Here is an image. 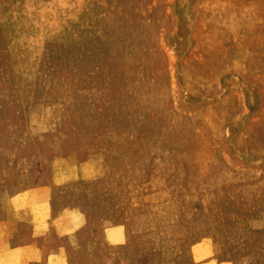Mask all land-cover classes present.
Here are the masks:
<instances>
[{
  "label": "rangeland",
  "instance_id": "374dc122",
  "mask_svg": "<svg viewBox=\"0 0 264 264\" xmlns=\"http://www.w3.org/2000/svg\"><path fill=\"white\" fill-rule=\"evenodd\" d=\"M0 129V264L26 208L101 264H264V0H0Z\"/></svg>",
  "mask_w": 264,
  "mask_h": 264
},
{
  "label": "crops",
  "instance_id": "0c3cea01",
  "mask_svg": "<svg viewBox=\"0 0 264 264\" xmlns=\"http://www.w3.org/2000/svg\"><path fill=\"white\" fill-rule=\"evenodd\" d=\"M55 212L56 211L54 210H52V212L49 211V217L46 220V222L38 221L35 218L36 216H34L33 213L27 208L20 209L19 211H16L15 213H13V215H11L10 217V219L12 218L10 221L11 222L10 229H12L13 232L11 233V237H10V240L8 241V248H7L9 258L13 259L15 257L17 258L19 257L22 262L21 264H31V263L40 264L41 259H42V262H44V263L41 262L42 264H67V263L68 264H96L95 261H98L101 264L100 258L96 259L92 257L90 254L89 248H87L86 246L87 244L85 243V240H86V235H87V231H86L87 229L84 224L86 223L84 214L80 211H75L74 213L76 214L75 218L66 220V221L65 220L61 221L60 219L63 217V216L60 217L61 212H58V214H56L57 212L56 213ZM15 226L17 227L16 230H14ZM19 226H22V227H19ZM15 233L16 234L18 233V234L16 235ZM75 237L77 238V240ZM104 238L105 240H107L105 235H104ZM56 249L58 250L56 251ZM40 251H41L40 253L41 255L39 254ZM43 251L44 253H42ZM48 252L50 253L48 254ZM46 260H47V263H46Z\"/></svg>",
  "mask_w": 264,
  "mask_h": 264
},
{
  "label": "bare ground",
  "instance_id": "6f19581e",
  "mask_svg": "<svg viewBox=\"0 0 264 264\" xmlns=\"http://www.w3.org/2000/svg\"><path fill=\"white\" fill-rule=\"evenodd\" d=\"M10 49H12V48H10ZM26 49H27V48H26ZM69 49H71V48H69ZM13 50H14V49H13ZM64 50H65V49H64ZM10 51H11V50H10ZM55 51H56V50H55ZM11 52H12V51H11ZM27 52H28V51H27ZM47 52H48V51H47ZM69 53H70V52H69ZM69 53H68V55H69ZM4 54H6V53H4ZM18 54H19V53H18ZM47 54H48V53H47ZM49 54H50V53H49ZM14 55H15V54L13 53V56H14ZM19 55H20V54H19ZM11 56H12V55H11ZM53 56H54V55H53ZM69 56H70V55H69ZM21 57H22V56H21ZM43 57H44V56H43ZM55 57H56V56H55ZM73 57H74V56H73ZM10 58H11V57H10ZM16 58H17V57H16ZM47 58H48V57H47ZM19 59H20V58H19ZM27 59H28V58H27ZM43 59H44V58H43ZM60 60H61V59H60ZM63 60H64V59H63ZM42 61H43V60H42ZM45 61H46V60H45ZM19 62H20V61H19ZM35 62H36V61H35ZM66 63H67V62H66ZM23 64H24V63H23ZM33 64H34V63H33ZM38 64H39V62H38ZM70 64H71V63H70ZM4 65H5V63H4ZM34 65H35V64H34ZM52 65H53V64H52ZM15 66H16V65H15ZM4 67H5V66H4ZM19 68H20V67H19ZM23 68H24V67H23ZM26 68H27V67H26ZM5 69H6V68H5ZM50 69H51V68H50ZM54 69H55V68H54ZM18 70H19V69H18ZM22 70H23V69H22ZM14 71H15V70H14ZM74 71H75V70H74ZM18 72H20V70H19ZM24 72H25V71H24ZM29 72H30V71H29ZM30 73H31V72H30ZM48 73H50V72H48ZM51 73H52V72H51ZM24 74H25V73H24ZM42 74H43V72H42ZM15 75H16V74H15ZM22 75H23V74H22ZM30 75H31V74H30ZM35 76H36V75H35ZM45 76H46V75H45ZM50 76H51V75H50ZM21 77H22V76H21ZM14 79H16V78H14ZM21 79H23V78H21ZM44 79H45V78H44ZM53 79H54V78H53ZM1 80H2V79H1ZM39 80H40V79H39ZM62 80H63V79H62ZM62 80H61V81H62ZM3 81H4V80H3ZM14 81H15V80H14ZM16 81H17V80H16ZM19 81H20V80H19ZM23 81H24V80H23ZM51 81H52V80H51ZM55 81H56V80H55ZM61 81H60V82H61ZM63 82H64V81H63ZM17 83H18V82H17ZM20 83H21V81H20ZM24 83H25V82H24ZM27 83H29V82H27ZM32 83H33V82H32ZM55 83H56V82H55ZM64 84H65V83H64ZM16 85H17V84H16ZM26 85H27V84H26ZM32 85L34 86V84H32ZM38 85H39V84H38ZM40 85H41V84H40ZM7 86H8V85H7ZM20 86H21V85H20ZM14 87H15V86H14ZM22 87H23V86H22ZM22 87H21V88H22ZM27 87H29V86H27ZM59 87H60V86H59ZM61 87H62V84H61ZM61 87H60V88H61ZM24 88H25V87H24ZM30 88H31V86H30ZM39 88H40V86H39ZM50 89H51V88H50ZM55 89H56V88H55ZM62 89H63V88H62ZM67 89H68V88H67ZM14 90H15V88H14ZM48 90H49V89H48ZM58 90H59V89H58ZM63 90H64V89H63ZM1 91H4V90H1ZM6 91H7V90H6ZM38 91H39V90H38ZM94 91H95V90H94ZM36 92H37V91H36ZM57 92H59V91H57ZM81 92H82V91H81ZM37 93H38V92H37ZM40 93H41V92H40ZM53 93H54V92H53ZM12 94H13V93H12ZM38 94H39V93H38ZM42 94H43V93H42ZM19 95H20V94H19ZM49 95H50V94H49ZM64 95H65V94H64ZM20 96H21V95H20ZM43 96H46V95H43ZM55 96H56V95H55ZM57 96H58V95H57ZM88 96H89V95H88ZM4 97H5V96H4ZM28 97H30V96H28ZM40 97H41V96H40ZM40 97H39V98H40ZM47 97H48V96H47ZM51 97H52V96H51ZM58 97H59V96H58ZM60 97H61V96H60ZM5 98H6V97H5ZM7 98H8V97H7ZM39 98H38V99H39ZM61 98H62V97H61ZM69 98H70V97H69ZM13 99H14V98H13ZM13 99H11V100H13ZM67 99H68V98H67ZM70 99H72V98H70ZM15 100H16V99H15ZM28 100H29V99H28ZM36 100H37V99H36ZM46 100H47V98H46ZM50 100H51V98H50ZM4 101H5V100H4ZM30 101H31V100H29V103H30ZM43 101H44V100H43ZM53 101H54V100H53ZM9 102H11V101H9ZM9 102H8V103H9ZM16 102H17V100H16ZM49 102H50V101H49ZM66 102H67V101H66ZM5 103H6V102H5ZM19 103H21V101H20ZM40 103H41V102H40ZM46 103H47V102H46ZM68 103H69V102H68ZM68 103H67V104H68ZM9 104H10V103H9ZM23 104H24V101H23ZM27 106H28V105H27ZM12 107H13V106H12ZM64 107H66V106H64ZM64 107H63V108H64ZM26 108H27V107H26ZM77 108H78V107H77ZM70 109H71V108H70ZM24 110H25V108H24ZM71 110H72V109H71ZM71 110H69V112H70ZM22 111H23V110H22ZM62 111H63V110H62ZM62 111H60V112H62ZM64 112H65V111H64ZM15 113H16V112H15ZM16 115H17V114H16ZM62 115H64V113H63ZM65 115H67V114H65ZM26 116H27V113H26ZM11 117H12V115H11ZM17 117H18V116H17ZM19 117H21V115H20ZM63 117H64V116H63ZM27 118H28V117H27ZM25 119H26V118H25ZM22 120H23V119H22ZM64 120H65V118H64ZM19 121H21V120H19ZM70 121H71V120H70ZM23 122H24V121H23ZM25 123H26V122H25ZM61 124H62V123H61ZM17 125H18V124H17ZM17 125H16V126H17ZM22 125H23V124H22ZM25 125H27V124H25ZM60 126H61V125H60ZM19 127H20V126H19ZM22 127H23V126H22ZM56 127H57V126H56ZM10 128H11V127H10ZM10 128H9V129H10ZM20 128H21V127H20ZM20 128H19V129H20ZM25 128H26V126H25ZM27 128H28V127H27ZM0 130H1V129H0ZM28 130H29V129H28ZM28 130H27V131H28ZM19 131H20V130H19ZM27 131H26V129H25V132H27ZM58 131H59V130H58ZM5 132H6V131H5ZM53 133H54V132H53ZM56 133H57V132H56ZM15 134H16V133H15ZM50 134H52V133H50ZM61 134H62V133H60V135H61ZM10 135H11V134H10ZM22 135H23V134H22ZM26 135H27V134H26ZM46 135H47V134H46ZM46 135H45V137H46ZM55 135H58V134H55ZM13 136L16 137L15 135H13ZM43 136H44V135H43ZM48 136H49V134H48ZM92 136H93V135H92ZM5 137H6V136H5ZM62 137H63V136H62ZM2 138H4V137H2ZM6 138H7V137H6ZM30 138H31V137H30ZM46 138H47V137H46ZM130 138H131V137H130ZM0 139H1V137H0ZM8 139H10V138H8ZM8 139H6V140H8ZM2 140H4V139H2ZM12 140H15V139H12ZM18 140H19V139H18ZM21 140H22V139H21ZM30 140H31V139H30ZM4 141H5V140H4ZM24 141H25V140H23V142H24ZM29 142H30V141H29ZM34 142H35V141H34ZM1 143H4V142L1 141ZM12 143H13V142H11V144H12ZM15 143H16V142H15ZM38 143H39V142H38ZM7 144H8V143H7ZM20 144H21V143H20ZM34 144H35V143H34ZM12 145H13V144H12ZM14 145H15V144H14ZM48 145H51V144H48ZM3 146H4V145H3ZM17 146L19 147V145H17ZM24 146H26V145H25V142H24ZM28 146H29V145H28ZM31 146H32V145H31ZM31 146H30V147H31ZM11 147H12V146H11ZM15 147H16V146H15ZM46 147H47V146H46ZM5 148H6V147H5ZM47 148H49V146H48ZM50 148H51V147H50ZM55 148H56V147H55ZM18 149H19V148H18ZM35 149H36V146H35ZM53 149H54V148H53ZM1 151L4 152L5 150H4V151L1 150ZM1 151H0V152H1ZM7 151H8V150H7ZM18 151H19V150H18ZM23 151H24V150L22 149V151L20 150L19 152L22 153ZM35 151H37V150H35ZM12 152H13V151H12ZM28 152H29V151H28ZM39 152H40V151H39ZM54 152H56V151H54ZM71 152H72V151H71ZM74 152H75V151H74ZM4 153H5V152H4ZM34 153H35V152H34ZM40 153H42V152H40ZM72 153H73V152H72ZM111 153H112V152H111ZM10 154H11V152H10ZM15 154L17 155V147H16V152H15ZM26 154H27V153H26ZM70 154H71V153H70ZM114 154H115V153H114ZM2 155H3V154H2ZM4 155H5V154H4ZM20 155H21V154H20ZM17 156H18V155H17ZM44 156H45V155H44ZM95 156H96V155H95ZM45 157H46V156H45ZM45 157H44V158H45ZM85 157H86V156H85ZM96 157H97V156H96ZM100 157H101V156H100ZM88 158H91V156H89ZM98 158H99V157H98ZM2 159H3V157H2ZM4 159H5V158H4ZM38 159H39V156H38ZM46 159H47V158H46ZM101 159H102V158H101ZM34 160H35V159H34ZM92 160H93V159H92ZM102 160H103V159H102ZM41 161H42V160H41ZM88 161H89V160H88ZM98 161H99V160H98ZM117 161H119V160H117ZM120 161H121V160H120ZM124 161H125V160H124ZM4 162H5V161H4ZM78 162H79V161H78ZM90 162H91V161H90ZM92 162H93V161H92ZM92 162H91V163H92ZM94 162H95V161H94ZM94 162H93V163H94ZM2 163H3V162H2ZM11 163H12V162H11ZM39 163H40V162H38L37 164H39ZM49 163H50V161H49ZM87 163H88V162H87ZM93 163H92V164H93ZM95 163H96V162H95ZM20 164H21V163H20ZM40 164H41V163H40ZM5 165H6V164H5ZM45 165H46V164H45ZM94 165H95V164H94ZM3 166H4V165H3ZM9 166H10V165H9ZM19 166H20V165H19ZM40 166H41V165H40ZM51 166H52V165H51ZM97 166H99V165H97ZM104 167H105V166H104ZM127 167H128V166H127ZM19 168H20V167H19ZM100 168H101V167H100ZM106 168H107V166H106ZM106 168H105V169H106ZM2 169H4V168H2ZM5 170H6V168H5ZM5 170H4V171H5ZM94 170H95V168H94ZM101 170L104 171V169H101ZM4 171H3V173H4ZM6 171H7V170H6ZM6 171H5V172H6ZM22 172H23V171H22ZM49 172H50V171H49ZM8 173H9V172H8ZM104 173H105V172H104ZM104 173H103V174H104ZM98 174H100V173H98ZM103 174H102V175H103ZM4 175H5V174H3V176H4ZM29 175H30V174H29ZM95 175H96V174H95ZM1 176H2V175H1ZM5 176H6V175H5ZM8 176H9V174H8ZM8 176H7V178H8ZM10 176H11V175H10ZM21 176H22V175H21ZM40 176H41V175H40ZM49 176H50V175H49ZM101 177H102V176H101ZM28 178H29V177H28ZM131 178H132V177H131ZM0 179H1V178H0ZM31 179H32V178H31ZM33 179H34V178H33ZM62 179H63V178H62ZM81 179H82V178H81ZM98 179H99V178H98ZM110 179H111V177H110ZM4 180H5V179H4ZM28 182H29V181H28ZM52 182H53V180H52ZM57 182H58V181H57ZM77 182H78V181H77ZM33 183H34V182H33ZM58 183H59V182H58ZM123 183H124V182H123ZM8 184H9V183H8ZM8 184L6 183V186H8ZM75 184H76V183H75ZM77 184H78V183H77ZM83 184H84V183H83ZM47 185H48V184H47ZM56 185H57V184H56ZM58 185H60V184H58ZM66 185H67V184H66ZM72 185H73V184H72ZM86 185H87V184H86ZM111 185H112V184H111ZM29 186H30V188H31V185H29ZM38 186H39V185H38ZM59 187H60V186H59ZM79 187H80V186H79ZM85 187H86V186H85ZM106 187H107V186H106ZM43 188H44V187H43ZM43 188H42V189H43ZM65 188H66V187H65ZM83 188H84V187H83ZM109 188H110V187H109ZM112 188H113V187H112ZM115 188H116V187H115ZM39 189H40V188H39ZM75 189H76V188H75ZM28 190L30 191L31 189H28ZM36 190H37V189H36ZM43 190H44V189H43ZM47 190H49V189H47ZM47 190L45 189V191H47ZM78 190H79V189H78ZM81 190H82V189H81ZM81 190H80V191H81ZM16 191H17V190H16ZM33 191H34V190H33ZM55 191H56V190H55ZM55 191H54V192H55ZM71 191H72V189H71ZM47 192H48V191H47ZM58 192H59V191H58ZM66 192H67V191H66ZM90 192H91V190H90ZM7 193H8V190H7ZM27 193H28V192H27ZM40 193H41V192H40ZM40 193H39V194H40ZM72 193H74V192H72ZM92 193H93V190H92ZM32 194L34 195V194H36V193H32ZM62 194H63V193H62ZM75 194H76V193H75ZM85 194H86V193H85ZM89 194H90V193H89ZM33 195H31V196H33ZM54 195H55V194H54ZM92 195H94V194H92ZM118 195H120V194H118ZM39 196H40V195H39ZM90 196H91V194H90ZM8 197H9V196H8ZM29 197H30V196H29ZM51 197H52V196H51ZM54 197H55V196H54ZM91 197H92V196H91ZM46 198H47V197H46ZM49 198H50V195H49ZM56 199H57V197H56ZM68 199H69V198H68ZM47 200H48V199H47ZM51 200H52V199H51ZM54 200H55V199H53V201H54ZM42 201H43V200H42ZM45 201H46V200H45ZM48 201H49V200H48ZM38 202H39V201H38ZM40 202H41V200H40ZM55 202H56V201H55ZM86 202H87V201H86ZM92 202H93V201H92ZM6 204H7V203H6ZM72 204H73V203H72ZM88 204H89V203H88ZM48 205H49V202H48ZM58 205H59V204H58ZM58 205H57V206H58ZM134 205H135V204H134ZM4 206H5V205H4ZM4 206H3V207H4ZM7 207H8V205H7ZM59 207H60V206H59ZM54 208H55V207H54ZM67 208H68V207H67ZM76 208H77V207H76ZM57 209H58V208H57ZM57 209H55V210L58 211ZM61 209H62V207H61ZM4 210H5V209H4ZM68 210H69V209H68ZM75 210H76V209H75ZM51 212H52V211H51ZM64 212H65V211H64ZM55 213H56V212H55ZM0 214H1V213H0ZM56 214H58V213H56ZM81 214H82V213H81ZM5 216H6V215H5ZM57 216H58V215H57ZM57 216H56V217H57ZM10 217H11V216H10ZM60 217H62V216H60ZM13 218H14V217H13ZM51 218H52V217H51ZM69 218H70V217H69ZM71 218H72V217H71ZM5 219H6V217H5ZM11 219H12V218H11ZM11 219H10V220H11ZM14 219H15V218H14ZM14 219H13V220H14ZM59 219H60V218H59ZM65 219H66V217H65ZM55 220H56V219H55ZM60 220H61V219H60ZM66 220H68V218H67ZM66 220H65V221H66ZM52 221H53V220H52ZM62 221H63V219H62ZM134 221H135V220H134ZM67 222H68V221H67ZM55 223H56V222H55ZM68 223H69V222H68ZM127 223H128V222H127ZM24 224H25V222H24ZM64 224H65V223H64ZM73 224H74V223H73ZM84 224H85V223H84ZM19 225H20V224H19ZM65 225H66V224H65ZM82 225H83V224H82ZM127 225H128V224H127ZM59 226H61V225H59ZM67 226H68V225H67ZM69 226H70V225H69ZM72 226H73V225H72ZM113 226H114V225H113ZM115 226H116V225H115ZM122 226H123V225H122ZM19 227H22V226H19ZM111 227H112V226H111ZM141 227H142V226H141ZM23 228H24V227H23ZM23 228H22V229H23ZM51 228H52V227H51ZM63 228H64V227H63ZM18 229H19V228H18ZM22 229H21V230H22ZM31 229H32V227H31ZM57 229H58V228H57ZM107 229H108V228H107ZM19 230H20V229H19ZM76 230H77V229H76ZM110 231H111V230H110ZM9 232H10V231H9ZM33 232H34V231H33ZM35 232H36V230H35ZM53 232H54V231H53ZM104 232H105V231H104ZM107 232H108V231H107ZM125 232H126V231H125ZM129 232H130V230H129ZM21 233H22V232H21ZM38 233H39V232H38ZM38 233H37V234H38ZM42 233H44V232H42ZM62 233H63V232H62ZM62 233H61V234H62ZM15 234H16V233H15ZM17 234H18V233H17ZM17 234H16V235H17ZM37 234H36V235H37ZM104 234H105V233H104ZM126 234H128V233H126ZM126 234H125V236H126ZM130 234H131V233H130ZM33 235H34V234H33ZM52 235H53V234H52ZM72 235H73V234H72ZM64 236H65V235H64ZM127 236H128V235H127ZM131 236H133V235L131 234ZM131 236H130V237H131ZM0 237H1V235H0ZM54 237H55V236H54ZM72 237H73V236H72ZM72 237H71V238H72ZM82 237H83V236H82ZM106 237H107V236H106ZM1 238H2V237H1ZM44 238H45V236H44ZM63 238H64V237H63ZM73 238H74V237H73ZM75 238H76V237H75ZM59 239H60V238H59ZM69 239H70V238H69ZM110 239H111V241H113V242H116V241H117L116 234H115L114 231H111V233H110ZM51 240H52V239H51ZM76 240H77V238H76ZM3 241H4V240H3ZM17 241H18V240H17ZM42 241H43V239H42ZM45 241H46V240H45ZM72 241H73V240H72ZM124 241H125V240H124ZM126 241H127V240H126ZM30 242H31V241H30ZM40 242H41V241H40ZM46 242H47V241H46ZM3 243H4V242H3ZM3 243H2V244H3ZM6 244H7V243H6ZM27 244H28V243H27ZM40 244H41V243H40ZM121 244H122V243H121ZM124 244H125V243H124ZM209 244H210V242H209ZM77 245H78V244H77ZM211 245H212V244H211ZM0 246H1V245H0ZM4 246H5V244H4ZM18 246H19V245H18ZM22 246H23V245H22ZM24 246H25V245H24ZM74 246H75V245H74ZM109 246H110V245H109ZM118 246H119V245H118ZM2 247H3V246H2ZM34 247H35V246H34ZM40 247H41V246H40ZM5 248H6V247H5ZM36 248H37V247H36ZM45 248H46V247H45ZM60 248H61V247H60ZM60 248H59V249H60ZM78 248H79V247H78ZM87 248H89V247H87ZM53 249H54V248H53ZM73 249H74V248H73ZM92 249H93V248H92ZM4 250H5V249H4ZM57 250H58V249H56V251H57ZM60 250H61V249H60ZM70 250H71V249H70ZM213 250H214V249H213ZM112 251H113V250H112ZM196 251H197V253L199 252L198 250H196ZM3 252H4V251H3ZM69 252H70V251H69ZM100 252H101V251H100ZM100 252H99V253H100ZM212 252H213V251H212ZM40 253H41V251L39 252V254H40ZM42 253H44V251H43ZM49 253H50V252H48V254H49ZM217 253H218V252H217ZM224 253H225V252H224ZM57 254H58V253H57ZM66 254H68V253H66ZM123 254H124V253H123ZM24 255H25V254H24ZM40 255H41V254H40ZM51 255H53V254H51ZM55 255H56V254H55ZM110 255H112V254L110 253ZM215 255H216V254H215ZM225 255H226V254H225ZM42 256H43V255H42ZM45 256H46V255H45ZM67 256H68V255H67ZM100 256H101V255H100ZM114 256H115V255H114ZM116 256H117V255H116ZM125 256H126V255H125ZM46 257H47V256H46ZM68 257H69V256H68ZM68 257H67V258H68ZM104 257H105V256H104ZM108 257L110 258V256H108ZM111 257H113V256H111ZM213 257H214V256H213ZM225 257H226V256H225ZM24 258H26V257H24ZM40 258H41V256H40ZM128 258H129V257H128ZM112 259H113V258H112ZM112 259H111V260H112ZM120 259H121V258H120ZM130 259H131V258H130ZM130 259H129V260H130ZM209 259H210V258H209ZM226 259H227V258H226ZM51 260H52V258H51ZM65 260H66V259H65ZM78 260H79V259H78ZM111 260H110V261H111ZM202 260H203V259H202ZM207 260H208V259H207ZM213 260H215V259H213ZM216 260H217V259H216ZM67 261H68V259H67ZM110 261H109V262H110ZM112 261H113V260H112ZM118 261H119V259H118ZM118 261H116V263H117ZM220 261H221V260H220ZM223 261H224V260H223ZM233 261H234V260H233ZM241 261H242V260H241ZM25 262H26V261H25ZM41 262H42V259H41ZM41 262H40V264L44 263V262H42V263H41ZM51 262H52V261H51ZM225 262H226V261H225ZM46 263H47V260H46ZM54 263H55V262H54ZM61 263H62V262H61ZM101 263H102V262H101ZM196 263H197V262H196ZM205 263H206V262H205ZM230 263H231V262H230ZM31 264H32V263H31ZM67 264H68V263H67ZM105 264H106V263H105ZM198 264H199V263H198Z\"/></svg>",
  "mask_w": 264,
  "mask_h": 264
}]
</instances>
